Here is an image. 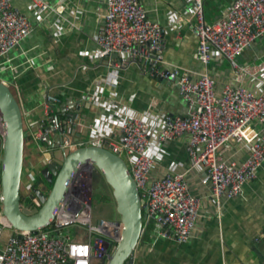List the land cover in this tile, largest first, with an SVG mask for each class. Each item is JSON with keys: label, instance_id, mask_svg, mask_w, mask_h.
Returning a JSON list of instances; mask_svg holds the SVG:
<instances>
[{"label": "built area", "instance_id": "built-area-1", "mask_svg": "<svg viewBox=\"0 0 264 264\" xmlns=\"http://www.w3.org/2000/svg\"><path fill=\"white\" fill-rule=\"evenodd\" d=\"M31 1L39 13L57 16L63 13L61 6H49L43 0ZM185 1L189 4L186 14L178 15L177 20L189 23L197 39L198 61L206 66L216 54L231 64L236 77L261 78L264 62L238 65L235 58L264 38V0H234L213 23L205 21L203 0ZM13 2L0 0V60L34 30L29 19L13 7ZM95 42L98 57L110 60L115 68L136 64L143 75L176 87L186 112L163 120L156 140L164 144L186 139L191 166L204 173L202 182L209 186L219 217L221 200L237 198L242 187L256 179L264 163V91L255 93L239 84L218 86L205 72L192 77L185 70L165 67L163 30L148 18L141 0H105ZM57 103H60L58 97L47 96L45 108L50 111V106ZM74 114L68 115L69 128L65 132L55 118L43 121L31 135L34 148L46 156L47 149L40 144L45 143L46 136L61 132V149L93 145L106 147L118 156L124 154L146 210L145 223L152 224L158 238L178 244L188 242L200 218L201 198L190 190L186 172L152 177L154 161L148 153L146 122L129 115L109 139L80 143L70 137L82 124L78 113ZM48 123L52 125L49 129ZM4 134L0 114V159ZM231 144L245 148L244 160L223 157ZM34 167L32 162L25 161L21 179V187L28 185V192L20 205L29 211L34 208L29 196L36 178ZM95 171L88 165L75 175L54 219L46 228L35 232L19 231L11 226L1 210L0 191V264H106L121 239L122 224L117 219L93 218L90 175ZM71 229L75 233L73 237ZM83 235L86 241H77Z\"/></svg>", "mask_w": 264, "mask_h": 264}, {"label": "crops", "instance_id": "crops-1", "mask_svg": "<svg viewBox=\"0 0 264 264\" xmlns=\"http://www.w3.org/2000/svg\"><path fill=\"white\" fill-rule=\"evenodd\" d=\"M43 1L49 6H61L63 13H39L31 0H14L13 7L29 19L34 30L0 60V81L9 86L21 108L25 151L46 162V156L34 148L31 135L48 117L62 124L66 114L78 109L82 124L70 137L80 143L107 140L126 116L141 117L149 128L152 177L186 172L190 190L201 198L202 208L193 235L184 244L158 238L152 224L145 223L133 264H264V163L256 179L246 183L237 198L221 200L218 217L209 186L202 182L204 173L191 166L186 139L164 144L156 140L163 120L186 112L176 87L143 75L136 64L117 69L110 60L98 57L95 36L105 12V0ZM233 1L203 0L205 21H216ZM141 3L148 18L163 30L165 67L185 70L192 77L205 72L218 86L239 84L255 93L264 91V73L258 80L238 78L231 64L216 54L206 66L198 61L197 39L189 23L177 20L178 15L186 14L189 4L185 0ZM259 62H264V38L235 58L238 65ZM47 96L60 99V103L50 106V111L45 108ZM52 145L40 144L45 149ZM246 156L240 144H231L223 153L224 158L236 161ZM94 177L96 186L98 178ZM105 194L100 196L103 202H98L102 204L96 206L94 219H116V214L110 216V189Z\"/></svg>", "mask_w": 264, "mask_h": 264}, {"label": "water", "instance_id": "water-1", "mask_svg": "<svg viewBox=\"0 0 264 264\" xmlns=\"http://www.w3.org/2000/svg\"><path fill=\"white\" fill-rule=\"evenodd\" d=\"M112 58H116L113 54ZM78 109L73 112L78 113ZM0 113L4 124L1 146L0 191L1 210L11 226L19 231L35 232L46 228L73 182L75 175L88 165L103 178L111 191L116 219L122 224L121 239L113 247L106 264H133L135 248L147 220L143 201L136 184L121 156L101 146L84 145L61 149L63 135L53 132L46 136L47 162L37 169L31 188L34 208L29 211L20 205L21 179L24 169L25 137L21 108L9 86L0 81ZM62 122L64 132L68 115ZM52 127L47 124V129ZM52 138L54 140L52 141Z\"/></svg>", "mask_w": 264, "mask_h": 264}, {"label": "rangeland", "instance_id": "rangeland-1", "mask_svg": "<svg viewBox=\"0 0 264 264\" xmlns=\"http://www.w3.org/2000/svg\"><path fill=\"white\" fill-rule=\"evenodd\" d=\"M27 151V150H26ZM24 152V161H29V162H34L33 164L35 165V170L33 171V173L35 174V176H36V174H37V169L41 166V165H43L44 163H45V160H41V161H39V156L37 155L36 157H34V156H32L33 154H30V153H28V152ZM47 155V154H46ZM121 157L125 160V161H127V159H126V157L124 156V154H122L121 155ZM36 161V162H35ZM22 175H24V173H22ZM96 174L94 173V174H92V175H90V176H92V178H91V205H92V210H93V212H94V210H95V208H96V206L97 205H101L102 203H100V204H98V202H103V199L101 198V197H103V195L101 194V193H98L97 192V190L95 189L96 187H95V185H93L94 184V182H95V176ZM98 176V175H97ZM102 178V177H101ZM79 182H81V179H80V181ZM83 183H85L86 181H85V179L82 181ZM28 185H24V186H22L21 187V189H20V196H21V201H23L24 200V197H26V193L28 192ZM85 187V186H84ZM92 188H93V190H92ZM109 190V189H108ZM101 196V197H100ZM27 198V197H26ZM111 206H112V211H110V216L111 217H113V215L115 214V211H114V205H113V203L111 202ZM106 207H107V205H106ZM101 209V208H100ZM113 211H114V213H113ZM104 213H108V212H104ZM115 216V215H114ZM70 234H71V236L73 237V235L75 234L74 233V230H70ZM86 236H82L80 239H78L77 241H86ZM93 240V239H92ZM91 240V241H92Z\"/></svg>", "mask_w": 264, "mask_h": 264}, {"label": "flooded vegetation", "instance_id": "flooded-vegetation-1", "mask_svg": "<svg viewBox=\"0 0 264 264\" xmlns=\"http://www.w3.org/2000/svg\"><path fill=\"white\" fill-rule=\"evenodd\" d=\"M94 173L96 174V177L98 178V185L95 186L96 187L95 189L97 190L98 193H101L103 196H106L105 193L107 192V189H109V187L105 184L103 178H101L100 174L97 171H95ZM29 196L31 197L32 194L30 193ZM95 264H101V262H96Z\"/></svg>", "mask_w": 264, "mask_h": 264}, {"label": "bare ground", "instance_id": "bare-ground-1", "mask_svg": "<svg viewBox=\"0 0 264 264\" xmlns=\"http://www.w3.org/2000/svg\"><path fill=\"white\" fill-rule=\"evenodd\" d=\"M1 114V113H0ZM2 117V116H1Z\"/></svg>", "mask_w": 264, "mask_h": 264}, {"label": "trees", "instance_id": "trees-1", "mask_svg": "<svg viewBox=\"0 0 264 264\" xmlns=\"http://www.w3.org/2000/svg\"><path fill=\"white\" fill-rule=\"evenodd\" d=\"M24 163H25V161H24Z\"/></svg>", "mask_w": 264, "mask_h": 264}]
</instances>
